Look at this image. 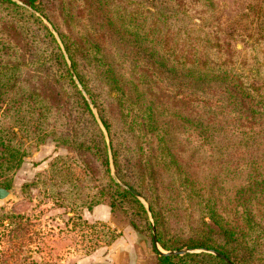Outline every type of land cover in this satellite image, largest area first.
Wrapping results in <instances>:
<instances>
[{
  "label": "rangeland",
  "instance_id": "374dc122",
  "mask_svg": "<svg viewBox=\"0 0 264 264\" xmlns=\"http://www.w3.org/2000/svg\"><path fill=\"white\" fill-rule=\"evenodd\" d=\"M10 1L34 12L41 19L63 55L64 73L65 69L70 73L67 61L73 67L72 60L52 23L46 16L36 13L24 4L23 0H19L20 3ZM127 1L123 0L122 7L127 8ZM177 1L180 3L181 12L175 9L167 11L172 24L165 26L158 23L156 29L160 27L162 34L166 30L167 33L173 31L177 39L183 38L179 29H189L192 36V59L207 61L209 69L219 65L223 75L235 80L237 84H242L244 88H257L259 93L264 94V0ZM76 9H84L81 12L84 17L86 10L92 9V6L88 2L86 5L80 3ZM92 19L95 21L94 27H98V14ZM94 27L89 29L91 35L102 36L107 47L116 49V43H112L100 31H95ZM102 32L107 33L104 26ZM0 34L1 37H6L5 46L14 45L10 40L15 41V37H21L15 30ZM25 38L29 43L20 54L13 55L14 51L10 49H4L3 52H10L8 59L13 62L25 61V66L21 65L23 79L30 83L36 73L39 84L35 83L45 88L47 94L55 99L51 98L54 108L47 113V118L40 120L36 117L29 123L30 128H25L18 117L9 115L7 107L2 104L0 124L8 130L14 141L20 145V149L25 148L27 153L17 168L0 175V183H6L10 190V195L0 200V264H77L79 260L88 257L103 261L120 240L128 242L144 239L151 248L152 232L148 237L144 232L137 231L130 224L126 210L113 208L105 194L108 190L107 179L103 176L98 152L92 142L99 140V133L106 146L112 179L114 180V174L121 183L127 184L117 175L109 132L97 107L80 83L76 71L73 68L78 82L71 77L89 104L96 124L94 126L66 79L53 76L54 64L49 61L42 65L30 64V61H36L42 49L51 50L44 31L32 25L31 33ZM111 55L117 57L112 50ZM194 64L199 65L197 62ZM160 66L161 69L165 68ZM17 71L15 74L19 76ZM164 76L163 80H149L146 83H141L139 74L135 78H130L127 74L120 75V79L125 86L123 92L131 91L130 95L133 96L129 115L145 116L151 111L148 109L151 105L155 109L154 120L158 129L150 132L149 127L144 126L140 131L142 148L149 165L142 182L150 192L155 191L157 211H164V207L172 205L178 213L177 219H171L163 226L165 238H174L177 235L186 237L199 219L200 213L195 208L198 202L204 204V196H192V186L172 193L166 184L171 178L179 179L185 175L192 181L193 175L199 183L215 179L221 181L223 194L229 193L233 185L235 187L239 184L241 177L228 166L240 163V158L248 153L264 151V138L260 140L264 136V128L258 126V120L263 121L264 118L248 115L247 111L251 108L247 104L250 99L246 94L241 98V107L230 104V93L224 87L225 82L220 87L212 83L204 87L193 78L191 85L172 80L167 74ZM102 91L103 99L110 102L106 88ZM249 93H253V90H249ZM115 95V92L111 93V96ZM136 95L140 97L135 99ZM192 119L197 121V127H192ZM13 121L16 124H11ZM51 123H61L60 131L55 129L56 134H46L39 142L38 137L33 134L34 128L37 125L43 128ZM122 123V116L116 112L112 133L114 145L120 150L121 173L138 185L141 180L134 175L132 155L127 151L133 141L131 135L122 128ZM158 133L163 137L162 143H159ZM204 134L210 136V143L202 138ZM56 138L69 140L70 144H58ZM82 139H86L82 142L83 145L85 143L92 148L75 147L74 142ZM160 144L175 160V169L161 175L156 169L154 159L156 157L162 160L159 154ZM170 157L167 156L166 160L169 161ZM55 160L56 168L61 173L58 176L53 174L51 168ZM174 171L180 174H174ZM39 174H42L41 177ZM34 181L37 183L35 186H26ZM160 181L164 184L161 192ZM118 185L125 189L121 184ZM139 195L150 207L148 200ZM97 199L99 202L94 203L91 208L86 206ZM146 215L151 229L147 212ZM151 215L155 226L152 211ZM205 221H209L208 217H205ZM155 231L157 236L156 226ZM160 248L162 249L161 246Z\"/></svg>",
  "mask_w": 264,
  "mask_h": 264
},
{
  "label": "trees",
  "instance_id": "16d2710c",
  "mask_svg": "<svg viewBox=\"0 0 264 264\" xmlns=\"http://www.w3.org/2000/svg\"><path fill=\"white\" fill-rule=\"evenodd\" d=\"M23 2L36 13L46 16L59 33L80 83L90 96L92 103L97 107L109 132L117 175L122 182L148 200L155 221L157 239L162 249L168 251L182 247H205L222 253L233 264H264V151L248 153L240 158V163L228 166L232 168L233 172H238L241 179L239 184L235 187L233 185L230 192L226 194H223L221 181H216V179L199 183L195 176L192 175L191 181L185 175L179 179L171 178L168 181L166 187L172 193H178L182 188L187 189L192 186V196H204L202 199L205 201L204 204L198 202L195 208L200 213L199 219L186 237L177 235L174 238H165L163 226H166L169 220L177 219L178 213L172 205L164 207V211H157L155 191L150 192L146 184L142 182L149 165L142 148L143 141L140 131L144 126L149 127L150 132L158 129L154 120L155 109L151 105L148 107L151 111L145 116L144 114H138L141 117L129 115V105L133 104V96L130 95L131 91L123 92L125 86L121 84L120 75L127 74L130 78H135L136 74H139L138 78L141 83H146L149 80H163L164 74L182 84L186 82L192 85L193 78L194 81L201 82L204 87L211 83L220 87L225 82L224 87L230 93V100H228L230 104L241 107L243 104L241 98L243 94H246L250 99L247 104L251 108L247 111L248 115L254 114L264 118V94L259 93L257 88H244L242 84H237L235 80L221 73L219 65H214L209 69L207 61L192 59V36H190L189 29H179L183 35L182 39H177L176 33L173 31L167 33L168 30H166L162 34L160 27L156 29L158 23L165 26L172 24L167 11L175 9L181 12L179 1L128 0L127 8L122 7L123 0H23ZM86 2L91 4L92 9H87L83 17L81 12L84 9L77 10L76 6L80 3L86 5ZM95 14H98L100 18L98 27H94L95 21L92 19ZM32 25H36L44 31L51 50L42 49L36 57L37 62L33 60L30 61V64L42 65L45 61L54 64L53 76L57 75L58 79L60 77L66 79L79 99L78 103L85 111L84 113L89 117L93 126L96 125L88 102L78 90L68 70L65 69L64 73V69H62V64L64 66L63 55L52 34L34 12H30L10 0H0V33L7 34V32L15 30L21 37H15V41L10 38V42L14 45L5 46L6 37H1L0 34V113L4 103L9 115L13 118L18 117L25 128H30L29 123L36 117L45 120L47 113H50L54 108V101L51 99L54 97L47 94L45 88L37 85L39 80L35 76L36 73L30 80L31 84L27 83L21 75V65L25 66V61L23 63L13 62L12 59H8L11 56L10 52H3L4 49H10L14 51L13 55L20 54L29 43L25 37L31 33ZM103 26L107 33L102 32ZM93 27L95 31H100L105 37L111 39L112 43H116V49L107 47L102 36L91 35L89 29ZM111 50L117 54V57L111 55ZM194 62L199 65L196 66ZM160 65L165 68L161 69ZM35 70L39 71V69ZM16 71L19 76L15 74ZM104 88H106L110 102H106L102 97ZM249 90H253V93H249ZM112 92H115L116 95L111 96ZM139 97L140 95L134 96L135 99ZM17 103L19 104L16 105ZM20 112L23 113L17 116ZM116 112L122 116V128L131 135L133 141L127 147V151L132 155L134 175L138 180H141L138 185L129 181L121 173L120 150L114 145L112 133ZM11 124H16V122L13 121ZM61 126V123L47 124L43 128L37 125L33 134L38 137L40 142L46 134H56L55 129L60 131ZM197 126V121L192 119V127ZM258 126L264 128V120H258ZM157 137L159 143H162L163 137L159 133ZM249 137L252 138V135L249 134ZM74 138L77 140L76 136ZM202 138L206 143L211 142L208 140L209 135L204 134ZM261 138L260 140H263L264 136ZM85 140L74 142L75 147L91 149L90 145H85V143L83 145L82 142ZM56 141L58 144L59 142L70 144L69 140L62 138H56ZM92 142L98 152L103 176L107 179L108 190L105 194L111 201L110 205L113 208L125 209L130 224L137 231L144 232L146 236L150 237V223L144 206L131 192L122 189L115 183L110 175L107 151L102 135L99 133V140ZM25 153H27L25 148L21 150L20 145L14 141L8 130L0 124V175L17 168ZM159 154H161L162 160L154 157L159 175L175 169L174 158L170 157L171 154L161 144ZM167 156L170 157L169 161L166 160ZM56 161L52 163L51 168L53 174L58 176L61 173L56 168ZM215 173H219V171H215ZM174 174L180 173L174 171ZM39 175L41 177L42 174ZM0 184L6 188L9 187L4 182ZM35 184L37 183L34 181L26 186H35ZM163 186L164 184L160 181V192L163 190ZM97 202L99 199L86 206L91 208ZM205 217H208V222L205 221ZM151 249L156 255V264H227L223 259L209 253L163 256L159 255L152 245Z\"/></svg>",
  "mask_w": 264,
  "mask_h": 264
},
{
  "label": "crops",
  "instance_id": "0c3cea01",
  "mask_svg": "<svg viewBox=\"0 0 264 264\" xmlns=\"http://www.w3.org/2000/svg\"><path fill=\"white\" fill-rule=\"evenodd\" d=\"M77 264H156V255L144 239L120 240L103 261L88 257Z\"/></svg>",
  "mask_w": 264,
  "mask_h": 264
},
{
  "label": "water",
  "instance_id": "95a60500",
  "mask_svg": "<svg viewBox=\"0 0 264 264\" xmlns=\"http://www.w3.org/2000/svg\"><path fill=\"white\" fill-rule=\"evenodd\" d=\"M15 1L17 3H20L19 0H12ZM43 19L46 21V19L43 17ZM67 65H68V69L71 73V76L73 77L74 81L78 82V79L74 73L73 67L71 65V63L69 61H67ZM113 174V173H112ZM113 178L115 180V182H117L118 184H121L122 186L125 187V189H127L129 192H131L143 205L144 208L146 210V212L149 215V219L151 222V232H152V246L155 249V251L159 254V255H163V256H167V255H183L186 253H210L213 254L215 256H218L219 258L223 259L227 264H232V262L222 253L217 252L214 249H209V248H203V247H193V248H182V249H178V250H169V251H163L159 244H158V240H157V236H156V231H155V226L152 220V215H151V211H150V207L149 205L142 199V197L139 195V193L134 190L131 187H128L127 185L121 183L118 178L113 174ZM10 195V190L4 186H0V200L6 198L7 196Z\"/></svg>",
  "mask_w": 264,
  "mask_h": 264
}]
</instances>
